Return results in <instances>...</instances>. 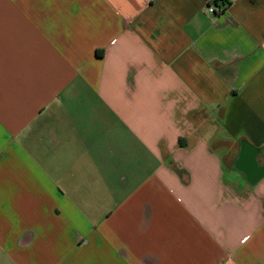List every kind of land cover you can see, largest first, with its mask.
<instances>
[{
	"label": "crops",
	"instance_id": "obj_1",
	"mask_svg": "<svg viewBox=\"0 0 264 264\" xmlns=\"http://www.w3.org/2000/svg\"><path fill=\"white\" fill-rule=\"evenodd\" d=\"M244 142L264 0H0V264H264Z\"/></svg>",
	"mask_w": 264,
	"mask_h": 264
},
{
	"label": "water",
	"instance_id": "obj_2",
	"mask_svg": "<svg viewBox=\"0 0 264 264\" xmlns=\"http://www.w3.org/2000/svg\"><path fill=\"white\" fill-rule=\"evenodd\" d=\"M258 153V149L244 142L242 144L241 153L236 162V168L245 174L247 181L250 184H254L264 177V168L259 167L257 164L256 157Z\"/></svg>",
	"mask_w": 264,
	"mask_h": 264
},
{
	"label": "built area",
	"instance_id": "obj_3",
	"mask_svg": "<svg viewBox=\"0 0 264 264\" xmlns=\"http://www.w3.org/2000/svg\"><path fill=\"white\" fill-rule=\"evenodd\" d=\"M225 7L221 6L220 8H217L214 4H209L205 8V12L211 15L221 14L225 11Z\"/></svg>",
	"mask_w": 264,
	"mask_h": 264
}]
</instances>
